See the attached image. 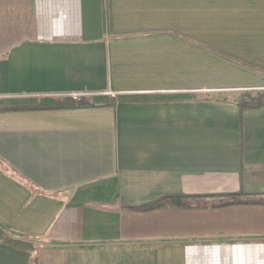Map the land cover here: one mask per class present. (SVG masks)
Here are the masks:
<instances>
[{"label": "crops", "instance_id": "crops-1", "mask_svg": "<svg viewBox=\"0 0 264 264\" xmlns=\"http://www.w3.org/2000/svg\"><path fill=\"white\" fill-rule=\"evenodd\" d=\"M2 99L0 264H264V0H0Z\"/></svg>", "mask_w": 264, "mask_h": 264}, {"label": "trees", "instance_id": "trees-1", "mask_svg": "<svg viewBox=\"0 0 264 264\" xmlns=\"http://www.w3.org/2000/svg\"><path fill=\"white\" fill-rule=\"evenodd\" d=\"M48 101L39 100H1L0 101V111L7 110H21V109H31V108H44L47 106ZM94 105H114L109 98L96 99L93 103ZM0 238L1 241L15 249L33 252L38 247V241L35 239H28L19 237L8 233L0 227Z\"/></svg>", "mask_w": 264, "mask_h": 264}, {"label": "built area", "instance_id": "built-area-1", "mask_svg": "<svg viewBox=\"0 0 264 264\" xmlns=\"http://www.w3.org/2000/svg\"><path fill=\"white\" fill-rule=\"evenodd\" d=\"M73 99H76V98H78V97H82L83 95H81V94H72V95H70Z\"/></svg>", "mask_w": 264, "mask_h": 264}, {"label": "rangeland", "instance_id": "rangeland-1", "mask_svg": "<svg viewBox=\"0 0 264 264\" xmlns=\"http://www.w3.org/2000/svg\"><path fill=\"white\" fill-rule=\"evenodd\" d=\"M83 98L82 97H78V98H76V99H73L74 101H76V102H79V101H81ZM2 100H6V99H2ZM1 101V100H0Z\"/></svg>", "mask_w": 264, "mask_h": 264}]
</instances>
